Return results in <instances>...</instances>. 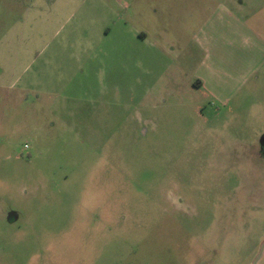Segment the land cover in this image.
I'll return each instance as SVG.
<instances>
[{"label":"rangeland","instance_id":"1","mask_svg":"<svg viewBox=\"0 0 264 264\" xmlns=\"http://www.w3.org/2000/svg\"><path fill=\"white\" fill-rule=\"evenodd\" d=\"M201 1L0 0V264L253 263L264 17Z\"/></svg>","mask_w":264,"mask_h":264},{"label":"crops","instance_id":"2","mask_svg":"<svg viewBox=\"0 0 264 264\" xmlns=\"http://www.w3.org/2000/svg\"><path fill=\"white\" fill-rule=\"evenodd\" d=\"M205 1L210 0H202L201 2L204 4ZM213 2H217L215 13L211 14L213 18H216L218 21L227 19L240 22L246 28V31H249V28H253L254 21H258L260 17H264V0H213ZM253 30L255 31L254 28ZM254 35H256L255 32ZM261 41L264 42L262 39ZM207 51H209L208 47ZM221 65L224 66V64ZM206 69L209 72V78L200 80L203 88H205V82L209 83L210 80H214L221 85L226 84V78L223 76L226 74V71L220 73L216 67L211 66H207Z\"/></svg>","mask_w":264,"mask_h":264},{"label":"water","instance_id":"3","mask_svg":"<svg viewBox=\"0 0 264 264\" xmlns=\"http://www.w3.org/2000/svg\"><path fill=\"white\" fill-rule=\"evenodd\" d=\"M262 253H264V243H262L260 249H259V253L257 255V257L255 258V260L253 261L252 264H257L258 260L260 259Z\"/></svg>","mask_w":264,"mask_h":264},{"label":"built area","instance_id":"4","mask_svg":"<svg viewBox=\"0 0 264 264\" xmlns=\"http://www.w3.org/2000/svg\"><path fill=\"white\" fill-rule=\"evenodd\" d=\"M23 149H24V150L28 149V145L25 144Z\"/></svg>","mask_w":264,"mask_h":264}]
</instances>
